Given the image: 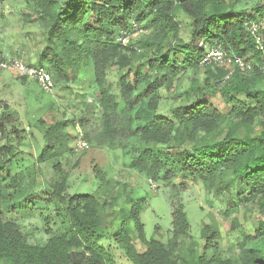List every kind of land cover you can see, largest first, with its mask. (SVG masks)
<instances>
[{"label": "trees", "instance_id": "obj_1", "mask_svg": "<svg viewBox=\"0 0 264 264\" xmlns=\"http://www.w3.org/2000/svg\"><path fill=\"white\" fill-rule=\"evenodd\" d=\"M27 5L46 23V54L41 56L44 64L40 66L48 70L60 90L76 87L79 90L75 95L81 99L96 94L97 114L91 112L78 122L85 130L86 141L114 147L136 137L143 146L131 166L150 179L175 186L174 179L179 175L189 176L217 193L228 190L231 198L241 203L264 199V87L254 86L257 80L264 81V76L237 74L223 81L226 70L208 65L203 84L193 78L182 93L186 102L171 107L168 115L157 111L160 90L177 88L182 75L200 66L204 51L198 46L200 41L206 45L221 43L238 55L257 54L244 22L258 21L264 43V4H257L249 13L236 12L226 0H27ZM179 12L191 22L188 42L179 37L180 24L175 19ZM133 24L145 29L143 37L127 46L118 43L116 37L129 31ZM112 64L120 70L118 100L106 83V72ZM216 92L228 106L226 113L208 101ZM179 96L181 93L175 95ZM143 98L152 112L149 118L143 117L142 124L135 125L140 113L137 111L135 116L134 110ZM4 108L6 111H0L2 133L7 122L16 117L7 105ZM254 123L260 127L257 133L252 130ZM75 124L74 118L54 119L42 133V143L33 138L38 150L32 166L72 152L68 143L75 135H70L67 128L73 129ZM239 126L245 128L244 133L237 132ZM11 132L18 139L22 137V130ZM188 141L189 149L182 148ZM0 151L3 264H117L100 245L106 235L133 264H264V219L253 231L239 235L236 261L224 256L216 242L221 237L217 229L204 226L198 238L189 234L181 203L172 210V228L166 242L144 238L138 224V204L129 195L113 219L112 231L107 232L100 218L104 201L93 192L64 194L65 179L49 188L64 205L68 235L53 237L44 245L30 244L16 223L7 220L3 213L9 196L5 190L17 153L9 145L0 147ZM32 169L15 174H24L22 177L33 182ZM226 171L231 173L230 181L223 179ZM100 177L102 183H108L102 174ZM224 213L228 215L229 209ZM237 225L233 218L231 229ZM130 227L135 228L136 234L130 232ZM134 238L143 241L144 250L135 248ZM184 238L189 243L183 250Z\"/></svg>", "mask_w": 264, "mask_h": 264}, {"label": "rangeland", "instance_id": "obj_2", "mask_svg": "<svg viewBox=\"0 0 264 264\" xmlns=\"http://www.w3.org/2000/svg\"><path fill=\"white\" fill-rule=\"evenodd\" d=\"M226 1L233 5L236 12L247 13L257 4H264V0ZM0 8L3 9L0 13L2 54L5 57L22 58L32 66L44 64L41 56L46 54V23L39 18L34 8L27 5V0H0ZM175 19L180 24L179 37L188 42L190 19L181 12L175 15ZM144 31L145 29L132 38L133 43L143 37ZM178 55L183 57L180 53ZM135 63L137 65L139 62ZM119 71L118 67L112 64L106 72V83L110 85L111 93L116 95L117 100L120 94ZM204 75L205 67L199 66L182 75L177 88L170 91L161 89L157 111L168 115L171 107L186 102L188 99L182 93L189 88L193 78L202 85ZM254 86L263 88L264 81L259 79ZM84 89L90 92L88 88ZM78 90L76 87H72L71 91L60 90L54 83L53 91L46 93L31 78L20 76L11 70L0 71V111H6L4 107L7 105L16 116L14 120L7 122L6 130L0 132V147L9 145L13 152L17 153L12 162L10 184L5 190L9 196L4 202L3 213L7 220L16 223L24 239L30 244L44 245L53 237L68 235L69 223L64 205L49 188L54 182H62L65 179L64 194L93 192L98 195L100 201H104L100 218L107 232L112 231L113 219L129 195L138 204V224L141 225L144 238L166 242L172 228V210L177 203H181L188 219L189 234L198 238L204 226L217 229L221 237L216 242L219 243L224 256L237 261V238L242 232L253 231L259 221L264 219V199L254 203H241L236 198H231L228 190L217 193L214 189L207 188L200 180L189 176L183 178L179 175L174 179L176 185L183 182L180 186L150 179L131 166L143 146L136 137L125 139L114 147L87 141V147L84 149L78 148L54 160L32 166L38 150L33 138L42 143V133L51 121L74 118L75 125L84 133V128L78 123L80 118L89 117L91 112L97 114L96 94L81 99L75 95ZM141 90L142 87L139 92ZM177 93H181V96L175 97ZM208 99L223 113L228 110L218 92L210 95ZM145 101L143 98L134 110L135 116L137 111L140 113L135 125L142 124L144 118H149L152 112L146 108ZM76 126L73 129L68 126L70 135H75ZM13 130H22V137L18 139L11 132ZM225 130L226 126L223 124V131ZM252 130L257 133L260 127L254 123ZM237 132L242 134L245 128L239 126ZM68 145L75 149V140H71ZM190 145V141L184 142L182 148L189 149ZM1 158L0 151V162L3 160ZM27 168L34 169L33 182L26 176L22 177L24 174H15ZM101 174L108 181L107 184L102 183ZM223 179L230 181L231 173L224 172ZM231 189L233 190V186ZM226 208L229 209L228 215L224 213ZM233 218H236L238 223L235 229H231ZM134 230L135 228L130 227V232L136 234ZM184 241L183 250L187 247L189 239L184 238ZM133 244L139 251L145 249L141 239L134 238ZM100 245L117 264H133L124 250L109 236L102 238ZM0 264L3 262L0 261Z\"/></svg>", "mask_w": 264, "mask_h": 264}, {"label": "built area", "instance_id": "obj_3", "mask_svg": "<svg viewBox=\"0 0 264 264\" xmlns=\"http://www.w3.org/2000/svg\"><path fill=\"white\" fill-rule=\"evenodd\" d=\"M3 9L0 8V13ZM245 31L252 38L254 49L257 54L247 53L238 55L231 48H226L221 43L215 42L212 45H206L203 41L198 43L200 49L204 50L199 65L206 67L208 65L221 67L226 70L223 81L232 79L234 75H252L258 74L264 76V43L263 37L259 33V23L256 20H247L244 22ZM142 31L139 25L133 24L127 32H121L116 41L123 46L131 44L138 32ZM11 70L17 72L20 76L31 78L37 82L39 87L46 93H51L54 88L52 75L43 66H32L18 57H5L0 51V71ZM75 133L76 149L87 147V141L82 130L77 125Z\"/></svg>", "mask_w": 264, "mask_h": 264}]
</instances>
